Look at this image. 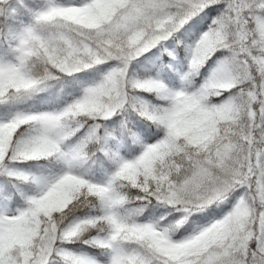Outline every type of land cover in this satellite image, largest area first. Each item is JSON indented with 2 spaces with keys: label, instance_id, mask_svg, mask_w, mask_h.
Instances as JSON below:
<instances>
[{
  "label": "snow or ice",
  "instance_id": "1",
  "mask_svg": "<svg viewBox=\"0 0 264 264\" xmlns=\"http://www.w3.org/2000/svg\"><path fill=\"white\" fill-rule=\"evenodd\" d=\"M0 264H264V0H0Z\"/></svg>",
  "mask_w": 264,
  "mask_h": 264
}]
</instances>
